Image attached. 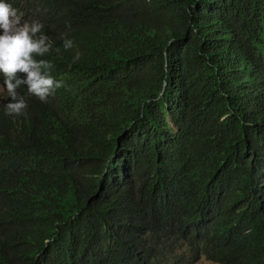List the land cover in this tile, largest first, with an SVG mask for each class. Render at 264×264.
Listing matches in <instances>:
<instances>
[{"label": "trees", "instance_id": "obj_1", "mask_svg": "<svg viewBox=\"0 0 264 264\" xmlns=\"http://www.w3.org/2000/svg\"><path fill=\"white\" fill-rule=\"evenodd\" d=\"M5 2L63 87L0 73V264H264V0Z\"/></svg>", "mask_w": 264, "mask_h": 264}, {"label": "clouds", "instance_id": "obj_2", "mask_svg": "<svg viewBox=\"0 0 264 264\" xmlns=\"http://www.w3.org/2000/svg\"><path fill=\"white\" fill-rule=\"evenodd\" d=\"M43 27L37 20H23L17 9L0 0V73L4 76L3 88L12 101L4 106L8 115H20L27 107L24 96L17 92L21 85H27L28 94L42 102H47L56 89L63 87V81L56 80L48 71L51 63L36 59L45 56L52 47L48 37L38 35ZM62 39L66 50L73 47L71 39L66 36ZM79 57L77 52L74 60ZM18 73L26 74L25 78H18Z\"/></svg>", "mask_w": 264, "mask_h": 264}, {"label": "rangeland", "instance_id": "obj_3", "mask_svg": "<svg viewBox=\"0 0 264 264\" xmlns=\"http://www.w3.org/2000/svg\"><path fill=\"white\" fill-rule=\"evenodd\" d=\"M196 264H214V263L207 261L205 258H202Z\"/></svg>", "mask_w": 264, "mask_h": 264}]
</instances>
